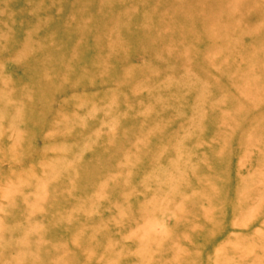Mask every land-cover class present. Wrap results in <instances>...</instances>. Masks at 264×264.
I'll use <instances>...</instances> for the list:
<instances>
[{"label": "rangeland", "instance_id": "obj_1", "mask_svg": "<svg viewBox=\"0 0 264 264\" xmlns=\"http://www.w3.org/2000/svg\"><path fill=\"white\" fill-rule=\"evenodd\" d=\"M0 264H264V0H0Z\"/></svg>", "mask_w": 264, "mask_h": 264}]
</instances>
